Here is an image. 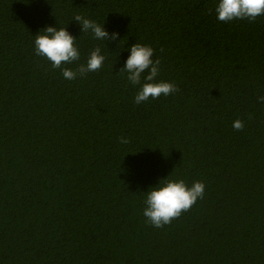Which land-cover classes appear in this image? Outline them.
Listing matches in <instances>:
<instances>
[{"label": "trees", "instance_id": "16d2710c", "mask_svg": "<svg viewBox=\"0 0 264 264\" xmlns=\"http://www.w3.org/2000/svg\"><path fill=\"white\" fill-rule=\"evenodd\" d=\"M218 2L0 0V264H264V17L221 23ZM47 26L76 37L73 69L100 47V71L65 80L35 53ZM135 43L178 92L135 104ZM168 179L205 195L155 228L146 192Z\"/></svg>", "mask_w": 264, "mask_h": 264}, {"label": "clouds", "instance_id": "9594fccd", "mask_svg": "<svg viewBox=\"0 0 264 264\" xmlns=\"http://www.w3.org/2000/svg\"><path fill=\"white\" fill-rule=\"evenodd\" d=\"M210 12L213 9H209ZM216 19L221 23L234 20H248L255 22L258 17H264V0H219L214 9ZM73 19L82 25L83 33H91L94 39L100 41H115L119 33H109L103 24L75 15ZM35 53L46 58L53 69L61 70L65 80L83 78L90 72H98L104 65L105 56L101 54L100 47L92 50L86 64H77L76 68L69 67L80 60V51L76 45V37L67 27L58 28L47 26L35 35ZM159 58H155V49L149 45L135 43L130 48L120 73H127V80L133 86H140L134 97L137 105L147 101L167 97L179 91L174 82L159 80ZM258 102L264 103V95L258 96ZM232 127L236 131H243L245 124L241 119L233 121ZM120 142L127 144L126 137H120ZM206 185L203 181H195L188 185L184 179L162 180L152 187L146 195L143 215L147 222L155 228H163L188 212L205 195Z\"/></svg>", "mask_w": 264, "mask_h": 264}]
</instances>
